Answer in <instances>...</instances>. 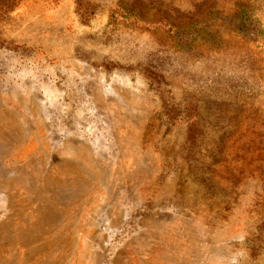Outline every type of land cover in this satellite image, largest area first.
<instances>
[{
  "label": "rangeland",
  "instance_id": "obj_1",
  "mask_svg": "<svg viewBox=\"0 0 264 264\" xmlns=\"http://www.w3.org/2000/svg\"><path fill=\"white\" fill-rule=\"evenodd\" d=\"M0 264H264V0H0Z\"/></svg>",
  "mask_w": 264,
  "mask_h": 264
},
{
  "label": "trees",
  "instance_id": "obj_2",
  "mask_svg": "<svg viewBox=\"0 0 264 264\" xmlns=\"http://www.w3.org/2000/svg\"><path fill=\"white\" fill-rule=\"evenodd\" d=\"M4 11H7L8 12V9H4V8L3 9H0V12L1 13H5Z\"/></svg>",
  "mask_w": 264,
  "mask_h": 264
}]
</instances>
